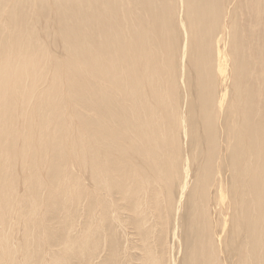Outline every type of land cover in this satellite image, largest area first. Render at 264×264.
I'll list each match as a JSON object with an SVG mask.
<instances>
[{
  "label": "bare ground",
  "instance_id": "bare-ground-1",
  "mask_svg": "<svg viewBox=\"0 0 264 264\" xmlns=\"http://www.w3.org/2000/svg\"><path fill=\"white\" fill-rule=\"evenodd\" d=\"M0 264H264V0H0Z\"/></svg>",
  "mask_w": 264,
  "mask_h": 264
}]
</instances>
